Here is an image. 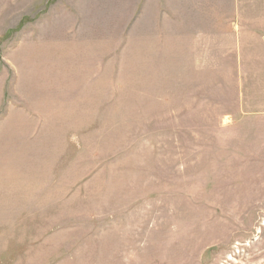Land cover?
<instances>
[{
  "label": "rangeland",
  "instance_id": "obj_1",
  "mask_svg": "<svg viewBox=\"0 0 264 264\" xmlns=\"http://www.w3.org/2000/svg\"><path fill=\"white\" fill-rule=\"evenodd\" d=\"M0 264H264V0H0Z\"/></svg>",
  "mask_w": 264,
  "mask_h": 264
}]
</instances>
